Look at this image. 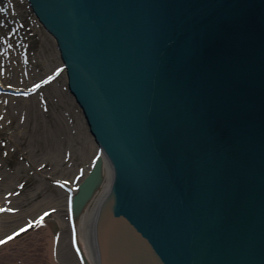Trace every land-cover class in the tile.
Segmentation results:
<instances>
[{"label":"water","instance_id":"obj_1","mask_svg":"<svg viewBox=\"0 0 264 264\" xmlns=\"http://www.w3.org/2000/svg\"><path fill=\"white\" fill-rule=\"evenodd\" d=\"M103 159L98 264H264V0H26ZM50 259V256H49Z\"/></svg>","mask_w":264,"mask_h":264},{"label":"rangeland","instance_id":"obj_2","mask_svg":"<svg viewBox=\"0 0 264 264\" xmlns=\"http://www.w3.org/2000/svg\"><path fill=\"white\" fill-rule=\"evenodd\" d=\"M1 2L6 9L0 6V77L5 82L4 87L0 83V208L15 212L10 218L0 213V240L25 222L34 227L37 218L68 219L64 201L97 151L67 92L54 41L25 0ZM19 80L26 86H10ZM65 230L70 257L71 250L77 253L66 222Z\"/></svg>","mask_w":264,"mask_h":264},{"label":"bare ground","instance_id":"obj_3","mask_svg":"<svg viewBox=\"0 0 264 264\" xmlns=\"http://www.w3.org/2000/svg\"><path fill=\"white\" fill-rule=\"evenodd\" d=\"M1 1L2 0H0V6L6 9ZM0 83L4 87L5 82L2 81L1 77ZM22 83L26 82L20 80L19 82L14 81L10 86L14 89L20 88L19 86L25 87L26 85L23 86L24 84ZM31 85L32 84H30V86ZM95 157L103 159L102 155L97 151L94 152L92 159ZM90 166L91 165L89 164L84 171V175H86ZM102 171L104 181L100 191L96 194L92 202L86 206L82 215L79 216L78 219L72 221V225L67 217L63 219V223L62 220L59 223V221L54 219L47 220L37 218L36 224L34 225L35 227L26 231L18 238H12L3 244H0V264H98L93 238L94 217L96 208L108 190L111 180V171L105 163L103 164ZM76 186L77 184H74L70 187V193L72 195L75 193ZM64 207L66 211V199L64 201ZM49 210L51 211L50 214H56L52 208ZM1 217L10 218L11 216L1 214ZM37 221H39V223H37ZM65 222L68 224V227L71 228V237L69 236L70 232L68 233L69 244H71V246L73 245V248L77 252V255L74 254L70 248V257H68V247L70 245L67 246L66 243ZM26 224L27 223L25 222L23 227H25ZM10 236H12V234Z\"/></svg>","mask_w":264,"mask_h":264},{"label":"snow or ice","instance_id":"obj_4","mask_svg":"<svg viewBox=\"0 0 264 264\" xmlns=\"http://www.w3.org/2000/svg\"><path fill=\"white\" fill-rule=\"evenodd\" d=\"M37 87H39L38 85H37ZM3 211H5V209H3V208H0V212H3ZM45 215H48L47 213H45ZM42 219V218H41ZM37 223H39V221H37ZM31 226V225H30ZM26 229H24V228H21L20 229V232H23V231H25ZM19 233H16V235H18ZM13 237L12 236H9L7 239L8 240H11ZM6 241L5 240H0V244H3V243H5Z\"/></svg>","mask_w":264,"mask_h":264}]
</instances>
